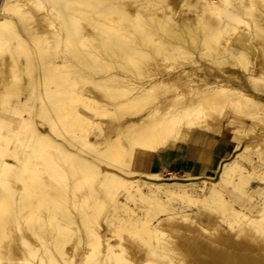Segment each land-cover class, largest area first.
Listing matches in <instances>:
<instances>
[{
	"label": "bare ground",
	"instance_id": "1",
	"mask_svg": "<svg viewBox=\"0 0 264 264\" xmlns=\"http://www.w3.org/2000/svg\"><path fill=\"white\" fill-rule=\"evenodd\" d=\"M0 264H264V0H0Z\"/></svg>",
	"mask_w": 264,
	"mask_h": 264
},
{
	"label": "crops",
	"instance_id": "2",
	"mask_svg": "<svg viewBox=\"0 0 264 264\" xmlns=\"http://www.w3.org/2000/svg\"><path fill=\"white\" fill-rule=\"evenodd\" d=\"M227 149H228V143L226 142V144L218 151V154L214 155L213 158H215L217 162H219V160H222L223 155ZM192 151H194V153L192 154L191 157L189 156L188 159L189 164H186L184 162V158L182 157L181 158L165 157L164 162L162 163L163 168L161 169L163 176L166 177L172 175L177 179L208 177L210 173H206L207 170L206 167L208 166V164H205V157H204L205 150L203 148H198ZM157 159L158 158H154V161L157 162L158 161ZM187 173L189 176L187 175Z\"/></svg>",
	"mask_w": 264,
	"mask_h": 264
},
{
	"label": "rangeland",
	"instance_id": "3",
	"mask_svg": "<svg viewBox=\"0 0 264 264\" xmlns=\"http://www.w3.org/2000/svg\"><path fill=\"white\" fill-rule=\"evenodd\" d=\"M186 129H189V128H186ZM222 133V132H221ZM212 135H214V139L216 140L215 142H214V145L213 146H215V143L217 142V139H219L220 138V136H221V134L220 133H217L216 131L215 132H212ZM232 141V142H231ZM235 141V142H234ZM227 143H228V149L226 150V152L224 153V155H223V158H222V160H219V162H217V160L215 159V158H213L212 157V159H211V161H206L205 162V164H208V166L206 167L207 168V170H206V173H210V175L208 176V177H197V178H185V179H178L179 181H184V182H200V181H202V180H205L206 181V184H207V187H209L208 185H210L209 183H211V182H215L217 179H218V173H219V170H220V164H223L226 160H227V158L229 159L231 156L230 155H232V153H233V151L235 150V148H236V145H237V143H236V140L233 138V137H231L230 139H228L227 141H226ZM226 144V143H225ZM188 146L190 147V148H192L193 150H196V149H198V148H200V147H198V146H194V145H192V144H188ZM212 146V147H213ZM205 151H207V149L206 148H203ZM218 151L219 150H216L215 148L214 149H212L211 151H210V156L212 155V156H214V155H216V154H218ZM254 157V156H253ZM121 162V160H116V163L117 164H119ZM214 164V165H213ZM217 165V166H216ZM211 167V168H210ZM218 168V169H217ZM212 170H213V172H212ZM212 173V174H211ZM167 178H168V176H166ZM165 177V178H166ZM175 179H177V178H175ZM63 181V183L62 182H60V186L62 187V188H66V186L67 185H70V182H67V179L66 180H64V179H62ZM70 180V179H69ZM89 182H90V180H88ZM86 182L85 184H89V182ZM169 181H172V179H170ZM72 182V181H71ZM96 182H97V180H96ZM96 182L94 181V185L96 184ZM92 183V182H91ZM65 184V185H64ZM71 185H72V183H71ZM65 186V187H64ZM227 188L229 189L228 190V192L229 191H231L232 192V186L231 185H228L227 186ZM117 192H119V191H117ZM205 192H207V190L205 191ZM189 206V207H188ZM186 207H188V208H186L187 210L189 209V211L191 210V211H193V212H195V210H197V206L196 205H193L192 203H189V205H187ZM71 210H75V209H71ZM104 211H105V209H104ZM101 217V216H100ZM101 219V218H100ZM100 219H99V221H100ZM102 226V234H106L107 233V228L104 226V225H101Z\"/></svg>",
	"mask_w": 264,
	"mask_h": 264
}]
</instances>
